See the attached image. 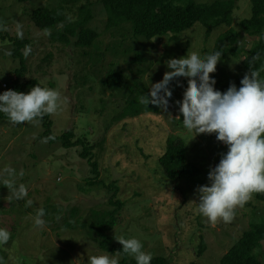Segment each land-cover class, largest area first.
Segmentation results:
<instances>
[{
  "label": "rangeland",
  "instance_id": "1",
  "mask_svg": "<svg viewBox=\"0 0 264 264\" xmlns=\"http://www.w3.org/2000/svg\"><path fill=\"white\" fill-rule=\"evenodd\" d=\"M86 1L92 11L88 26L98 37L90 46L78 48L72 43L50 41L48 34L34 27L30 20L32 10L56 8L62 5L60 0H0V94L9 90L13 71L20 69L9 38L28 40L30 54L25 56V48L20 50L24 70L19 82L35 80L41 87L60 92L62 108L49 115L52 135L59 136L71 129L74 139L93 147L90 154L98 164L99 179L118 188L116 199L121 206L114 214L112 230L104 233L112 237V244L122 248L116 239L134 237L141 241L144 252L152 258H164L166 264H219L220 257L243 231L251 224L264 223V201H257L254 196L243 209L237 210L233 221L217 227L210 226L198 214L197 188L210 186L209 170L215 168L228 149L217 141L215 134L193 137L194 133L183 127L176 102L183 99L187 78L170 82L172 96L167 111L157 107V113L115 123L112 117L124 106L129 89L130 95L149 94L151 85L171 71L167 67L169 59L183 58L193 51L205 55L215 37L227 28L220 26L205 37L204 28L195 24L181 33L147 40L133 36L129 24L106 28V15L99 1ZM233 1L230 26L239 33L237 44L247 51L258 40L257 35H248L240 28V22L250 16V0ZM80 4L65 6L68 20L76 19ZM17 23L23 25V38L17 37ZM242 56L220 60L215 73L210 74L216 81L214 89L248 73L240 66ZM114 71L122 72L124 83L117 91H110L102 80ZM28 92L25 89L22 93ZM177 116L179 120L175 119ZM41 132L40 122L14 125L0 117V228L11 233L8 243L0 245V264H89L93 255L116 253L99 250V237L89 226L92 213L101 217L113 207L107 204L109 195L101 184H86L92 173L89 162L80 155L82 146L66 149L59 143L50 144L37 139ZM167 137L183 140L187 161L199 170L195 177L172 182L162 174L157 160ZM7 167L17 174L24 171L23 178L16 179L17 185L23 183L27 188L24 200L9 202L10 193L3 186ZM28 199L33 202L31 207H25ZM40 208L45 210L43 228L36 227L33 220ZM71 210L75 212L71 227H59L69 220ZM200 241L204 250L199 256ZM256 252L264 262V243ZM126 257L134 259L127 254ZM118 259L121 264V256Z\"/></svg>",
  "mask_w": 264,
  "mask_h": 264
},
{
  "label": "trees",
  "instance_id": "2",
  "mask_svg": "<svg viewBox=\"0 0 264 264\" xmlns=\"http://www.w3.org/2000/svg\"><path fill=\"white\" fill-rule=\"evenodd\" d=\"M25 2L28 0H17ZM106 15V28L117 27L122 24H129L133 36H142L150 40L155 37L166 34H178L191 29L195 24L204 28V35L208 37L212 31L220 26L227 29L217 35L212 41L209 51L201 56H207L220 51L221 60L227 56L237 57L243 55L240 66L249 72L250 62L253 56L259 54L260 59L251 67L261 70V78H264V0H250V16L240 22V28L248 35H257L258 40L245 51L242 46L237 44L239 33L232 29V12L234 9L233 0H214L208 3H198L194 0H98ZM80 2L76 9V19L68 20L65 13L66 5H73ZM62 5L56 8L39 7L31 11L30 20L34 27L41 31L46 29L50 31L48 38L52 42H58L63 45L73 44L78 48L90 46L98 37V33L88 26L92 19L90 4L86 0H60ZM12 41L13 57L19 59L20 69L14 70V80L10 84L9 90H15L20 93L25 89H30L37 84L35 80L19 82L24 70V57L20 50L28 44L27 40L9 38ZM245 51V52H244ZM122 72L114 71L107 74L102 80V85L108 90H118L123 86ZM242 79H234L224 85L218 86L215 90L224 93L230 84H235L239 89ZM148 96L146 92H138L136 95H130L124 100V106L112 117V123L119 122L128 117H137L145 113H157L158 108L151 104L145 108L139 103L141 95ZM119 107V106H118ZM0 117L7 118L4 114ZM42 126V132L37 139L46 140L48 143H59L62 148H71L81 145L83 152L82 158H86L91 166L92 177L86 179L88 186L101 184L106 194L109 195L107 204L113 209L100 214L92 213L90 216L93 222L89 225L91 230L95 231L99 237L97 247L103 252H119L122 248L112 244V237L104 233L111 231L114 223V214L120 209L121 203L116 199L118 188L113 184H105L99 179L98 164L93 160L91 153L92 146H89L81 139H74L73 131L66 130L59 136L51 133L52 121L49 115H45L39 121ZM91 156H90V155ZM158 164L162 174L166 179L173 181L181 178L195 177L199 170L190 164L185 155V145L179 137H167L165 140L164 151L158 158ZM257 201H264V194H256ZM58 210L55 212L58 214ZM75 212L70 211L69 220H65L59 227H71V219ZM108 218V220H106ZM82 226L84 227L83 223ZM264 243V223L251 224L248 230L241 233L237 241L220 257L219 264H264L259 260L256 250ZM204 250L203 242L200 241L197 247V255H201ZM121 264H136L135 259L128 260L126 254L121 253ZM151 264H166L162 257L152 258ZM195 264V263H187Z\"/></svg>",
  "mask_w": 264,
  "mask_h": 264
},
{
  "label": "clouds",
  "instance_id": "3",
  "mask_svg": "<svg viewBox=\"0 0 264 264\" xmlns=\"http://www.w3.org/2000/svg\"><path fill=\"white\" fill-rule=\"evenodd\" d=\"M45 32L50 35L47 29ZM16 34L23 38L20 23L16 24ZM30 52V46H26L24 55L28 56ZM221 56L220 51L204 57L193 51L183 58L169 59L167 67L171 71L166 72L160 82L151 85L148 96L142 94L139 97V103L145 108L151 104L167 111L172 96L170 82L179 77L187 78L183 99L176 102L183 117V127L194 133L193 137L215 134L217 141L227 146V153L222 155L215 168L209 170L210 186L197 188L196 210L212 227L230 223L238 209H243L256 194H264V78H261V70L251 67L260 56L252 57L250 70L240 81L239 89L230 84L224 93L214 89L216 81L210 75L215 73ZM62 103L59 91L36 85L27 94L15 90L0 94V113L14 125L39 123L45 115L61 110ZM175 119L179 120V116ZM4 173L7 178L3 179V186L10 193L9 202L24 200L28 195L27 188L23 183H16L17 176L23 178L24 171L21 169L17 174L15 169L7 167ZM32 203V200H26L25 207H31ZM44 216L45 210L38 209L33 217L36 227H45ZM10 239L11 233L0 228V245L7 244ZM116 241L122 245V251L93 255L89 257V264H119L121 253L133 257L136 264H151L152 255L143 251L139 239L121 236Z\"/></svg>",
  "mask_w": 264,
  "mask_h": 264
},
{
  "label": "bare ground",
  "instance_id": "4",
  "mask_svg": "<svg viewBox=\"0 0 264 264\" xmlns=\"http://www.w3.org/2000/svg\"><path fill=\"white\" fill-rule=\"evenodd\" d=\"M28 41V40H27Z\"/></svg>",
  "mask_w": 264,
  "mask_h": 264
}]
</instances>
